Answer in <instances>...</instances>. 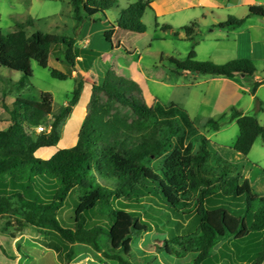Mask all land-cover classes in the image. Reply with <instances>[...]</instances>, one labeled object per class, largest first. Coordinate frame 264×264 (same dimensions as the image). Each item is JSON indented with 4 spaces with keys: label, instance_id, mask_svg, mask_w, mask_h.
<instances>
[{
    "label": "trees",
    "instance_id": "16d2710c",
    "mask_svg": "<svg viewBox=\"0 0 264 264\" xmlns=\"http://www.w3.org/2000/svg\"><path fill=\"white\" fill-rule=\"evenodd\" d=\"M69 1L77 29L87 21L98 23L105 18L108 30L104 37L110 44L118 29L147 32L143 18L151 8V0H131L124 9L119 7L120 0ZM114 9L118 19L112 23L106 13ZM251 16L263 17L264 7L251 5L246 17L229 16L218 27L234 30ZM33 25L34 22L27 21L17 24L13 32L0 31V67L23 74L20 81L11 82L18 89L31 83L33 62L48 69L51 56L63 50L65 56L61 61L85 72L101 56L100 52L78 47L75 38L41 31L30 35L28 28ZM197 27L198 23L193 22L184 28L187 39H193ZM196 59L193 48L186 61L171 62L178 73L229 79L240 74L253 78L257 73L249 59H234L222 65ZM51 75L62 81L72 78V72L57 69ZM75 79L76 87L68 104L57 113L48 92H41L36 100L18 96L11 106L0 100L10 117L7 128L0 129V214L18 212L11 208L13 199L19 201L24 211V219L15 215L5 222L3 233L14 229L15 234L9 237L17 239L16 234L26 225L53 231L57 241L40 244L54 251L61 264L74 261L73 245L87 244L98 250L100 237L106 236L113 244L108 259L132 264L125 256L130 257L134 236L151 226L140 215L130 216L131 222L118 220L122 212L116 209L115 202L126 200L131 203L129 207H139L146 198L153 197L164 212L178 219L189 218L195 225L183 236L172 234L162 243L169 255L182 258L190 254L193 264H218L213 259L214 251L223 244L232 249L233 252L228 249L231 254L248 256L249 264L264 263V196L255 192L244 178V166L225 159L211 140L200 133L186 109L158 100L147 105L141 87L113 69L107 71L100 84H92L88 114L77 144L58 150L50 159L39 158V150L57 147L63 127L80 101L86 83L81 76ZM262 84L264 81H254L250 91L257 112L263 111V104L256 97ZM115 105L129 108L133 118L113 114ZM49 117L53 119L51 130L38 133L36 129ZM231 120L239 127L233 148L247 156L259 137L264 140V126L255 116L239 110H233ZM207 124L215 131L221 127L213 119ZM153 160L159 161L157 166H153ZM45 188L49 193L44 196L41 193ZM75 191L78 198L73 227L65 228L58 214ZM229 253L220 252L228 261Z\"/></svg>",
    "mask_w": 264,
    "mask_h": 264
},
{
    "label": "rangeland",
    "instance_id": "374dc122",
    "mask_svg": "<svg viewBox=\"0 0 264 264\" xmlns=\"http://www.w3.org/2000/svg\"><path fill=\"white\" fill-rule=\"evenodd\" d=\"M224 1L225 7L214 9V14L207 13L204 16L203 13H199L190 19H185L181 15L169 16L160 19L157 24L152 13L147 11V15L143 18L147 32L138 34L121 31L115 35L117 45L123 43L125 46L119 49L115 48L110 53L105 52L103 60L97 62V69L102 72L113 69L120 76L134 80L141 87L144 100L149 106L158 100L165 105L177 104L186 109L200 133L209 138L214 148L229 161L235 154L232 147L238 137L239 128L236 122L231 120L233 110H238V108L233 105L229 109L227 105L238 100L241 96V104L247 107L251 102V95L236 89L233 85L228 84L225 86L223 83L217 82L214 76L178 73L175 65L171 62V59L181 62L186 61L193 48L197 53L196 60L199 62L209 61L222 65L238 56L234 41L238 31L233 33L227 29H220L218 25L225 22L231 15L236 17L247 16L248 5L256 4L259 1L264 3V0ZM131 2V0H120V9L126 8ZM106 14L108 21L112 23H115L118 19L116 9L108 11ZM27 21L34 22L33 27L28 28L30 35L36 31H41L75 38L77 42L82 39L80 35L83 26L76 28L77 23L69 0H0V31L13 32L17 24ZM193 22L198 23V28L193 37L194 40H189L186 37L184 28ZM105 26L107 24L103 17L101 22L95 25V37L102 36L98 41V49L101 51H106L108 48L111 50L110 45L106 43L102 35ZM163 26H168L170 29H164ZM253 32L257 34V30H253ZM195 42L197 45L194 44ZM93 49L97 50V47L95 46ZM64 56V50L53 54L48 69H43L36 62H33L31 83L23 89H18L11 83L20 81L23 77L22 73L0 67V100H4L6 104L11 106L18 96L36 100L41 92H48L54 99V112H59L62 107L68 104L71 93L76 87V79L58 80L52 77L51 71L57 69L65 73L72 72V77L73 75L82 77L84 73L80 68L75 70L63 63L61 60ZM257 61V70L260 73L264 72V61ZM250 81L251 78L246 77L242 83L250 85ZM220 91H223V93ZM3 93H7V96H2ZM231 94L233 95L230 97ZM221 95L223 96L221 97ZM91 96L92 87L89 85L86 87L85 85L80 109L83 104L91 100ZM103 100L106 99L103 98ZM254 105L256 106V103H253ZM77 112L74 117L72 116L66 121L58 147L39 150L37 152L39 158H43V152H52L60 149V147H64L63 149L70 148L68 146L69 142L78 137L82 126L79 123ZM113 114L133 118L132 111L120 105H115ZM249 115L258 117L259 121L264 123V113L256 115V112L251 111ZM9 119L10 117L2 108L0 101V129L7 128ZM209 119L218 121L221 124L218 131L209 128L207 124ZM52 121V117H49L42 126H50ZM214 144L223 145L225 148H216ZM158 163V160H153V166H157ZM104 184L109 183L105 182ZM46 192L49 193L48 189L45 188L41 194L45 196ZM77 198L78 193L75 191L70 195L64 208L58 214L61 225L65 228L73 227ZM11 204L12 209L18 210L15 214L16 217L24 219V211L20 208L19 201L13 199ZM130 204V201L126 200L115 202L116 209L122 212L118 215V220L131 222L130 216L140 215L141 219L150 224L151 227L148 231H142L134 236L130 257L125 256L126 259L132 264L194 263V257L190 254L182 258L169 255L162 244L172 234L183 236L186 231L195 229L194 222L191 219H178L169 215L164 212L160 202L153 197L146 198L139 207H129ZM15 215L0 214V255L13 261L16 257L22 255V250L28 249L30 251L29 258L24 253L23 264H61L54 251L46 249L40 244L42 241H57V235L53 231L41 230L38 227L26 225L21 233L16 234L17 239L9 237V234H15L14 229H10L8 233H3L2 229L5 222L10 218H14ZM112 247V241L106 236L100 237V249L98 250L90 245L77 243L73 245L74 260L80 262L93 259L92 264H118L107 257V254L112 253ZM161 247L164 249L160 250ZM228 249L223 244L215 249L213 259L216 263H250L248 256L244 255L242 257L237 256L235 253L231 254L232 249L230 248L231 251ZM220 252L231 254V259L229 261L224 259V255Z\"/></svg>",
    "mask_w": 264,
    "mask_h": 264
},
{
    "label": "crops",
    "instance_id": "0c3cea01",
    "mask_svg": "<svg viewBox=\"0 0 264 264\" xmlns=\"http://www.w3.org/2000/svg\"><path fill=\"white\" fill-rule=\"evenodd\" d=\"M251 5H260V6L264 7V3L259 1L256 4L248 5V10H249V7ZM224 7H225V1L224 0H151V8L148 9L147 11H150L152 13V15L155 19V22L157 24V22H159L160 19H165L169 16L181 15L185 19H190L199 13H203L204 16L207 13L214 14V11H213L214 9H219V8H224ZM147 11H146V13H147ZM146 13H145V16L147 15ZM238 18H243V17H238ZM99 23L100 22L97 23L94 20L87 21L83 25L82 30H81L80 36L82 39L76 43V45L78 47L86 48L89 50H94L93 48L96 46L97 50H94V51L101 53V56L93 63V65L89 71L85 72V71L81 70L82 72H84L82 77L86 81V84H85L86 87L88 85L92 87L93 83L100 84L104 80L106 73H107V70H105L103 72L101 70L99 71L97 69L98 68L97 62L103 60L105 52L110 53V52H113L115 50V48L119 49L117 47V43L115 42V38L113 39V44H110L105 40L106 43L108 45H110L111 50L109 48L106 49V51H101L100 49H98V46H99L98 41H100L102 36L99 35L97 38L95 37V25L99 24ZM107 30H108V26H105L102 30L103 36ZM253 30H257V34H254ZM121 31H125V30L118 29L115 35H117ZM230 31H232L233 33H236L238 31L236 39L234 40L235 44H236L235 48L238 50V56L233 57V58L234 59L252 60L255 64L256 68H257V64H256V62H258L257 60L264 61V18L258 17V16H251V17L247 18L246 22L241 27H238V28H236L234 30H230ZM127 32H129V31H127ZM104 39H105V37H104ZM121 45L125 46L123 43H121ZM80 61H81V59H80ZM76 77L77 76L73 75L72 78H76ZM245 78L246 77L241 78V76L238 75L237 77L232 78V79L225 78V77H216L214 79H216L217 82L223 83L225 86L228 84L233 85L236 89H239L240 91H242L244 93H249L251 95L250 91L252 89V83L254 81H264V72L260 73L257 70L256 75L253 78H251L250 85L242 83L245 81ZM216 80H214V81H216ZM84 88H85V86H84ZM263 91H264V84H262L258 88L257 93H256V97L259 100H261V102L263 104V111H261V112H257L256 106L255 105L253 106V103H255V97L252 95H251V102L247 105V107H245L246 105L243 106L241 104V98H240L241 96H240L238 98V100H235V101H232V103H229V105H227V108L231 109V107L234 105L244 115H249V113L251 111L256 112V115L259 113H264V92ZM220 92L223 93V91H220ZM232 95L233 94H231L230 97ZM222 96L223 95H221V97ZM82 99H83V93H82V96L80 98V101L74 107L73 113L70 116V118H72V116L74 117L76 115V112L78 111L77 112L78 113V120H79L80 124H83L84 120L86 119L87 109H88V105L90 103V101L88 100L85 104H83L81 106V109H80V103L82 102ZM249 116H251V115H249ZM256 118H257L258 122L260 123V125L264 126V123H261L259 121L258 117H256ZM238 136H239V134H238ZM77 142H78V137H76L75 139L70 141L68 146H70V148H72L77 144ZM59 143H58V145H59ZM58 145H57V147H58ZM214 145L216 148L217 147L218 148H225L223 145H219V144H214ZM234 145H235V143L233 144V147H234ZM233 147H232V149L234 150ZM63 148L64 147H60V149H63ZM60 149H56L52 152H43L42 153L43 158H41V159H43V160L50 159ZM234 153L235 154H233V156L229 159V161L233 162V163L242 164L244 166V178L249 180V182H250V184H251V186L255 192H257L261 196H264V140H263V138L259 137L257 139V141L255 142L251 152L247 156H244V155L238 153L237 151H235ZM30 245H33V244H30ZM33 246H36V245H33ZM21 253H22V255H19L13 261L6 258L5 256L0 255V264H23L24 255L27 254L28 258H29L30 251L28 249L22 250ZM93 261H94L93 259L92 260L87 259L85 261H80V262L74 260L71 264H92ZM98 263H99V261H98ZM99 264H101V263H99Z\"/></svg>",
    "mask_w": 264,
    "mask_h": 264
},
{
    "label": "built area",
    "instance_id": "2783aa9c",
    "mask_svg": "<svg viewBox=\"0 0 264 264\" xmlns=\"http://www.w3.org/2000/svg\"><path fill=\"white\" fill-rule=\"evenodd\" d=\"M51 130L50 126L44 127V126H40L37 128V132L38 133H43V132H49Z\"/></svg>",
    "mask_w": 264,
    "mask_h": 264
},
{
    "label": "water",
    "instance_id": "95a60500",
    "mask_svg": "<svg viewBox=\"0 0 264 264\" xmlns=\"http://www.w3.org/2000/svg\"><path fill=\"white\" fill-rule=\"evenodd\" d=\"M263 18H264V16H263ZM240 76H241V77H245V75H244V74H240Z\"/></svg>",
    "mask_w": 264,
    "mask_h": 264
}]
</instances>
